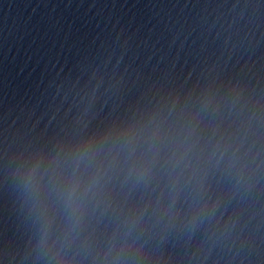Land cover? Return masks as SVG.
<instances>
[{"label": "clouds", "instance_id": "1", "mask_svg": "<svg viewBox=\"0 0 264 264\" xmlns=\"http://www.w3.org/2000/svg\"><path fill=\"white\" fill-rule=\"evenodd\" d=\"M24 187L26 192H31L32 184L30 178L24 181Z\"/></svg>", "mask_w": 264, "mask_h": 264}]
</instances>
